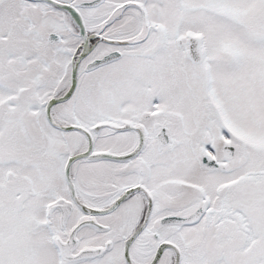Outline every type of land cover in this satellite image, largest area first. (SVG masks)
I'll return each mask as SVG.
<instances>
[{"label": "snow or ice", "instance_id": "1", "mask_svg": "<svg viewBox=\"0 0 264 264\" xmlns=\"http://www.w3.org/2000/svg\"><path fill=\"white\" fill-rule=\"evenodd\" d=\"M0 264H264V0H0Z\"/></svg>", "mask_w": 264, "mask_h": 264}]
</instances>
